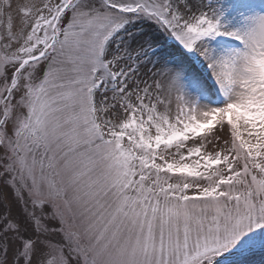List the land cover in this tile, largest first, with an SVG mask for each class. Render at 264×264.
<instances>
[{
    "label": "snow or ice",
    "instance_id": "obj_1",
    "mask_svg": "<svg viewBox=\"0 0 264 264\" xmlns=\"http://www.w3.org/2000/svg\"><path fill=\"white\" fill-rule=\"evenodd\" d=\"M0 264H264V0H0Z\"/></svg>",
    "mask_w": 264,
    "mask_h": 264
}]
</instances>
